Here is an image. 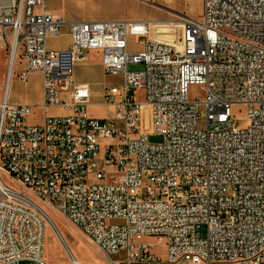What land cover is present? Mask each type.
<instances>
[{
  "label": "built area",
  "instance_id": "built-area-1",
  "mask_svg": "<svg viewBox=\"0 0 264 264\" xmlns=\"http://www.w3.org/2000/svg\"><path fill=\"white\" fill-rule=\"evenodd\" d=\"M170 23L70 21L46 0H0V264H48L41 204L105 264H264V0H203L176 41L152 37ZM64 29L70 46L51 49ZM93 52L122 79L103 92L102 117L74 78ZM35 75L42 104L12 103L13 79ZM35 106L43 120L29 123Z\"/></svg>",
  "mask_w": 264,
  "mask_h": 264
},
{
  "label": "rangeland",
  "instance_id": "rangeland-1",
  "mask_svg": "<svg viewBox=\"0 0 264 264\" xmlns=\"http://www.w3.org/2000/svg\"><path fill=\"white\" fill-rule=\"evenodd\" d=\"M58 9L60 14H64L67 18L70 19H91V18H108V19H131L138 17H153L151 19L158 22H171L170 24L164 26H152V37L154 39H160L165 42L170 40L176 41L181 34V27L178 22L184 16H189L190 11L186 10L185 12L175 10L168 6L161 5L165 8H168L171 11L162 9L155 6V4L160 5L155 1L148 0H78L83 2L79 4L76 0H50ZM199 14L202 10V0H199ZM65 32L68 29H64ZM64 38L61 41L52 42L53 46L64 45ZM98 57H90L88 62H82L83 67L80 68L79 78L92 80L96 85V89L104 92L107 88H110L113 85H118L122 82L120 76L107 75L105 72L97 69ZM7 64H8V51L0 49V86L3 87L6 81L7 75ZM89 64V65H88ZM141 65H132L130 69L140 70ZM32 78V77H31ZM17 80L13 79L10 91H19L24 93L20 87L13 85V82ZM38 79L33 78L29 84L28 96L29 99L38 102L39 101V87ZM200 89L193 88L191 90V98L201 94ZM138 99L144 101L143 92H137ZM101 99H98V104L100 105ZM63 113L59 109H52L51 114H61ZM43 112L39 106L34 108V117L29 119V123H40L43 120ZM236 125L240 127L246 126V121L241 119L236 121ZM147 131H149L148 124H145ZM149 141L151 143H161L162 138L159 136H150ZM4 180L10 184L12 187L17 189L23 194L29 195V192L21 186L18 182L9 180L8 177H4ZM41 207L44 209L46 214L54 219V222L66 243L73 249L74 253L81 255L87 258L85 264H105L104 256L98 250L94 243H92L84 234H82L75 226H73L66 217L63 215L50 210L46 205L41 204ZM58 233L49 226H47L46 232V244L44 250V258L48 264H72V260L69 258L67 251L64 249ZM144 241L155 242L154 238H146ZM155 252L157 255H162L164 253L162 246L158 245L155 247ZM114 260H119L120 256H113ZM19 264H30L27 261H22Z\"/></svg>",
  "mask_w": 264,
  "mask_h": 264
},
{
  "label": "crops",
  "instance_id": "crops-1",
  "mask_svg": "<svg viewBox=\"0 0 264 264\" xmlns=\"http://www.w3.org/2000/svg\"><path fill=\"white\" fill-rule=\"evenodd\" d=\"M138 1L142 3V1H140V0H138ZM148 1H155V2H158L160 5L168 6L170 8H174L175 10L182 11V12H185L186 10H188V11H190V13H188V15L191 18H197V15L199 14V7H198L199 0H148ZM77 2L79 4L83 5V2L76 0L75 3H77ZM202 2H203V0H202ZM46 7H47V10L49 12L60 14L59 13V9L50 0H46ZM65 18L67 20H70V21H73V20H85V21L108 20V18H91V19L77 18V19H70V18H67L66 16H65ZM151 18H153V17H147V18L146 17H138V18L136 17V18H131L129 20H153ZM156 20H154V21H156ZM63 38L65 40V44L64 45H58V46H53L52 45V42L61 41ZM70 43H71V39H70L69 31H67V32L64 31L63 36L61 38L49 41V47L51 49L61 50V49L68 48L70 46ZM90 57H92V58L93 57H98L99 58L98 63H97L98 65L96 67H97V69H99V70L104 72V69H103V66H102V63H101L102 55L100 53H98V52H93V53H91ZM82 65H83V63H78L76 65V67H75V77L74 78H75V82L77 84H87L90 87V89H91L92 97H91L90 106H89L90 115L99 116V117L110 115L111 114V109L103 103V100H102L103 92H101V91L96 89L97 83H95L92 80H86V79H80L79 78L80 68L83 67ZM33 78L38 79L37 83H38V87L40 89L39 90L40 98H39L38 102H34V101L30 100L29 96L27 94L28 93V89H29V84H30V82L32 81ZM13 85H15L16 87L17 86L20 87L22 90H24V93H21L19 91H14V90L9 91V98H10L12 103H15V104H30V105H40V104H42V102H43V84H42V77L40 75L33 76L28 81V83H26V84L21 83L19 80H15V82H13ZM99 98L101 99L100 105H97Z\"/></svg>",
  "mask_w": 264,
  "mask_h": 264
},
{
  "label": "bare ground",
  "instance_id": "bare-ground-1",
  "mask_svg": "<svg viewBox=\"0 0 264 264\" xmlns=\"http://www.w3.org/2000/svg\"><path fill=\"white\" fill-rule=\"evenodd\" d=\"M47 222L49 224V226L52 228V230L56 231L58 233V237H60V241L64 247V249L67 251V254L69 256V258L72 260V264H74V262L76 261L78 264H85V262H87V258L81 256V255H78L77 253H74L73 252V249L66 243V241L64 240L63 236H61L55 222H54V219L52 220L51 217H49L47 214Z\"/></svg>",
  "mask_w": 264,
  "mask_h": 264
},
{
  "label": "water",
  "instance_id": "water-1",
  "mask_svg": "<svg viewBox=\"0 0 264 264\" xmlns=\"http://www.w3.org/2000/svg\"><path fill=\"white\" fill-rule=\"evenodd\" d=\"M155 6L160 7V8H162V9H165V10H168V11H171V10H169L168 8H165V7H163V6H161V5H158V4H155Z\"/></svg>",
  "mask_w": 264,
  "mask_h": 264
}]
</instances>
